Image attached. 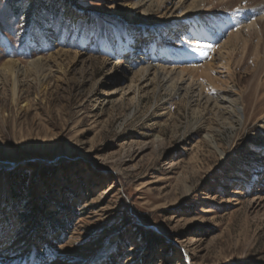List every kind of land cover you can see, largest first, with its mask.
<instances>
[{
  "label": "rangeland",
  "instance_id": "374dc122",
  "mask_svg": "<svg viewBox=\"0 0 264 264\" xmlns=\"http://www.w3.org/2000/svg\"><path fill=\"white\" fill-rule=\"evenodd\" d=\"M136 1L0 0V264H79L113 238L107 264H264V127L216 132L222 158L185 100L119 91L129 49L177 64L203 42Z\"/></svg>",
  "mask_w": 264,
  "mask_h": 264
},
{
  "label": "bare ground",
  "instance_id": "6f19581e",
  "mask_svg": "<svg viewBox=\"0 0 264 264\" xmlns=\"http://www.w3.org/2000/svg\"><path fill=\"white\" fill-rule=\"evenodd\" d=\"M236 1L238 4L228 11L229 5ZM132 5L141 7L144 16L151 9L162 12L167 20L174 21L175 30L200 37L203 42L191 46L186 44L185 49L176 52L177 64H174L170 54L166 53L168 50L164 48L155 49L160 55L163 54L164 58L161 60L165 59L164 62L146 61L144 53H141L142 56H134L133 51L139 48L129 49L125 58L128 60L127 66L122 73V79L117 81L119 91L127 92L134 88L141 95L162 92L185 100L194 118L190 131L204 123V141L218 151L222 158L224 153L214 141L216 132L228 128L241 130L252 116L255 117H252L255 122L264 127V0H137ZM231 11V20L218 17L219 14L224 15ZM202 16L214 24L206 29L200 23L195 26L190 24L189 18L199 20ZM154 35L156 34L153 30L143 29L138 40ZM151 54L155 57L154 48ZM41 59L31 60L29 64L37 65ZM2 67L13 68L11 74L22 69L13 60H6ZM239 71L250 75L247 87L241 91H237L234 84L235 74ZM109 102L108 97L99 105L102 107ZM210 118L217 123L215 129L206 124ZM159 141L156 136L155 142ZM249 197L252 210L259 211L264 208V190ZM239 198H232L231 201L236 202ZM115 241L116 238L109 239L100 251L98 247L95 249L97 253L85 255L79 264H107Z\"/></svg>",
  "mask_w": 264,
  "mask_h": 264
},
{
  "label": "trees",
  "instance_id": "16d2710c",
  "mask_svg": "<svg viewBox=\"0 0 264 264\" xmlns=\"http://www.w3.org/2000/svg\"><path fill=\"white\" fill-rule=\"evenodd\" d=\"M154 239V237L152 236V237H149V240H153Z\"/></svg>",
  "mask_w": 264,
  "mask_h": 264
}]
</instances>
